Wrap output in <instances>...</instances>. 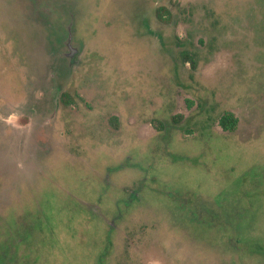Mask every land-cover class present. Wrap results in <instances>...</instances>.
Segmentation results:
<instances>
[{"label": "rangeland", "instance_id": "rangeland-1", "mask_svg": "<svg viewBox=\"0 0 264 264\" xmlns=\"http://www.w3.org/2000/svg\"><path fill=\"white\" fill-rule=\"evenodd\" d=\"M146 1L0 0V264H264V0Z\"/></svg>", "mask_w": 264, "mask_h": 264}, {"label": "trees", "instance_id": "trees-1", "mask_svg": "<svg viewBox=\"0 0 264 264\" xmlns=\"http://www.w3.org/2000/svg\"><path fill=\"white\" fill-rule=\"evenodd\" d=\"M145 2H147L145 0ZM143 22L138 20V23L140 22V26L143 27V25H147V28L149 29V25L151 24L152 20H156L159 23L162 24H169L173 23L175 19L181 18L184 19L185 15L188 14V9L186 7H181L178 6L179 4L174 1V0H169L168 4H153V8H150V12L148 11V8L146 7L145 4H143ZM206 18L209 21L210 26H214L216 24V20L213 18V15H208L206 13ZM143 24V25H142ZM162 38V36H160ZM158 36V38H160ZM175 45H177L175 49V57L176 59L183 63H189L192 66L195 65V53H193L189 47H183V41L178 39L176 36L173 37ZM181 44V45H180ZM70 96L68 93H61L59 100L61 103L67 104L70 103ZM178 120H176V117L173 118V123H177ZM236 118L231 114V113H226L224 114L218 123L222 126L223 129L225 130H233L235 126ZM160 129L164 127L163 123H159ZM36 140H40L42 138L41 130L38 129L37 135H36ZM212 218H214L211 213L209 214ZM221 225V223H219ZM222 228L226 229L229 228L230 226L222 225Z\"/></svg>", "mask_w": 264, "mask_h": 264}]
</instances>
